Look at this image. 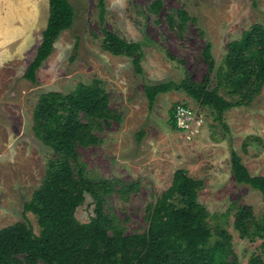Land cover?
<instances>
[{
	"label": "rangeland",
	"instance_id": "rangeland-1",
	"mask_svg": "<svg viewBox=\"0 0 264 264\" xmlns=\"http://www.w3.org/2000/svg\"><path fill=\"white\" fill-rule=\"evenodd\" d=\"M154 1L105 0L102 22L99 0H69L76 14L74 24L61 34L33 85L24 75L42 43L50 0H0V230L25 222L40 233L37 218L25 213L24 206L46 180L49 162L55 158L34 131L41 96L68 95L79 84L100 80L111 109L123 119L103 125L97 132L101 142L79 147L78 152L93 178L138 183L125 199L116 192L106 205L126 233L148 229V207L172 186L175 172L183 169L204 184L199 202L212 216L213 231L221 227L232 235L233 249L243 264L254 256L264 260L262 241L243 239L235 228L240 206L252 208L256 218L264 215L263 196L239 185L231 164L235 151L252 176L264 177V88L251 107L225 114L230 133L210 109L184 91L162 94L153 109L145 94V84L181 83L187 77L204 82L209 72L203 56L207 44L216 62L211 75L212 89L216 87L228 44L241 40L255 24L264 27V0H257V7L250 0H160L164 8L158 15L149 11ZM180 9L197 19L185 31L172 30L166 21ZM104 29L142 45L143 75L136 74L130 58L103 49ZM221 95L230 100L226 91ZM175 104L203 114L200 132L172 128L170 112ZM249 137L255 140L245 149ZM93 216V200L88 196L77 218L88 223Z\"/></svg>",
	"mask_w": 264,
	"mask_h": 264
},
{
	"label": "trees",
	"instance_id": "trees-1",
	"mask_svg": "<svg viewBox=\"0 0 264 264\" xmlns=\"http://www.w3.org/2000/svg\"><path fill=\"white\" fill-rule=\"evenodd\" d=\"M257 7V0H250ZM160 0L149 6L158 15L163 10ZM100 19L106 14L105 0H99ZM75 10L69 0H50V16L43 40L24 78L38 83V71L52 55L61 34L72 28ZM196 18L184 9L169 14L166 21L172 30L185 31ZM78 46V45H77ZM224 67L217 74L212 89L211 75L216 68L211 44L203 56L209 72L204 82L190 77L181 83L173 81L145 84V94L153 109L162 94L184 91L189 97L215 114L216 121L230 133L225 114L234 108L251 107L264 88V27L253 25L239 41L228 44ZM103 49L132 60L137 75H143L145 54L140 43H130L104 29ZM226 91L227 99L221 95ZM171 110L170 124L178 130ZM34 131L38 139L50 147L55 158L49 162L47 178L24 206L33 214L40 233L25 222L0 230V264H243L233 249V237L224 228L213 231L209 211L199 202L203 182L177 170L172 186L148 207L149 227L144 233L127 234L126 228L107 212L108 198L120 193L124 199L137 190L138 183L93 178L82 162L78 149L98 145L97 132L103 125L121 122L122 116L110 106L103 82L79 84L73 93L49 92L41 96L35 115ZM249 137L244 144L246 149ZM259 141L258 138H256ZM232 172L239 185L260 192L264 200V177L252 176L241 156L232 151ZM93 200L94 216L81 223L77 212L87 197ZM235 228L241 238L261 240L264 252V215L256 218L252 208L240 206ZM215 239V243L212 240ZM249 264H264L262 256H254Z\"/></svg>",
	"mask_w": 264,
	"mask_h": 264
},
{
	"label": "built area",
	"instance_id": "built-area-1",
	"mask_svg": "<svg viewBox=\"0 0 264 264\" xmlns=\"http://www.w3.org/2000/svg\"><path fill=\"white\" fill-rule=\"evenodd\" d=\"M174 118L179 130L192 133L200 132L205 123V117L194 108L187 105H178L175 109Z\"/></svg>",
	"mask_w": 264,
	"mask_h": 264
}]
</instances>
